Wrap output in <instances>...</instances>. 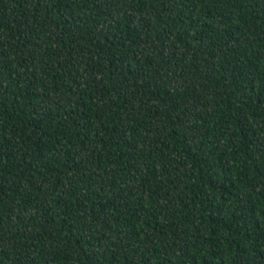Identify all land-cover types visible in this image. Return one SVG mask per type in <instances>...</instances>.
Masks as SVG:
<instances>
[{
    "label": "trees",
    "instance_id": "16d2710c",
    "mask_svg": "<svg viewBox=\"0 0 264 264\" xmlns=\"http://www.w3.org/2000/svg\"><path fill=\"white\" fill-rule=\"evenodd\" d=\"M0 264H264V0H0Z\"/></svg>",
    "mask_w": 264,
    "mask_h": 264
}]
</instances>
